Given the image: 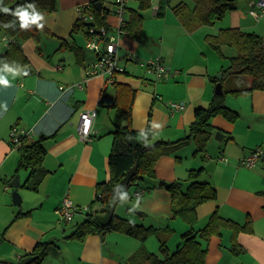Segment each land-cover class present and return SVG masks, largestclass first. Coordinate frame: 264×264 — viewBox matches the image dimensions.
<instances>
[{
	"label": "crops",
	"instance_id": "1",
	"mask_svg": "<svg viewBox=\"0 0 264 264\" xmlns=\"http://www.w3.org/2000/svg\"><path fill=\"white\" fill-rule=\"evenodd\" d=\"M257 1L248 0L241 7L235 3L236 8L228 11L229 27L259 34L264 46V15L254 18L249 13L250 5ZM62 3L59 2L53 15L40 16L49 34L42 33L40 41H23L28 65L14 70L0 66V245L4 247L0 258H9L12 261L7 262L17 264L38 242L46 241L56 245L51 247L43 264H131V257L140 248L145 247L150 252L147 240L140 241L117 231L92 234L82 240L67 238L76 225L86 220L89 209L84 208L96 200L98 183L111 178L109 155L115 127L110 108L104 110L100 100L104 89L110 99L115 92L106 87V76L89 77L96 57L85 50L86 31L83 37L78 33L80 28L73 31L79 6L75 9L74 3ZM246 6L244 10L242 7ZM109 10L106 22L116 29L118 19L114 11ZM132 10L129 8L127 21L131 19ZM200 27L204 26L187 31L177 19L170 30L165 28L160 46L155 49L154 42L145 45L148 51L141 49V38L127 34L119 38L121 54L133 52L140 60H148L156 58L149 56L154 48L159 52L157 56L171 68L173 74L169 80L157 81L128 61L126 73L120 74L116 81L128 83L137 90L132 127L139 137L150 122L151 142L176 143L157 163L156 184L140 198L126 197L110 203L108 212L135 224L160 229L159 234L165 236L167 245L175 239L173 244L178 247L191 226L173 212L171 193L164 185L187 180L190 170L203 168L200 180L216 188L217 199L197 208L194 228L205 227L215 211L224 219L241 225L251 219L254 228L251 234L237 235L230 228H222L205 244L207 264H264V153L252 168L240 164L257 148L264 152V90L241 95L248 100L247 105H235V100L225 99L239 118L231 123L221 115L216 116L212 121L215 131L208 143L209 154L207 152L204 158L195 154L196 142L187 138L189 127L195 121V110L210 105L217 84L211 79H217L215 74L219 72L223 78V71L229 66L224 69L220 61L224 53L219 54L207 40L208 35L219 32L198 36ZM3 37H0V57L9 44ZM249 81L247 77L228 76L223 89L226 82L228 88H232ZM77 84H83V89ZM169 102H184L186 108L172 114ZM86 110L97 112L93 124L95 137L91 142H83L79 135L80 114ZM13 126L31 131L32 137L40 139L47 151L43 165L48 173L37 191L24 187L29 172L19 168L20 153L9 136ZM218 130L226 134L223 142L214 138ZM212 155L218 160H212ZM226 155L228 161H224ZM15 176L20 182L18 192L22 203L19 205L14 204L9 186ZM160 182L165 184L160 185ZM66 197L77 208L71 221L76 220V223L69 232L59 225L61 216L57 213ZM101 208L99 204L93 206L95 210ZM17 213L29 214L13 221ZM154 235L159 241L158 233Z\"/></svg>",
	"mask_w": 264,
	"mask_h": 264
},
{
	"label": "trees",
	"instance_id": "2",
	"mask_svg": "<svg viewBox=\"0 0 264 264\" xmlns=\"http://www.w3.org/2000/svg\"><path fill=\"white\" fill-rule=\"evenodd\" d=\"M160 1L158 16L164 15L166 5H169V0ZM139 3L141 9L151 6V0H139ZM195 3L194 9L188 8L184 3H179L172 8L182 25L189 30H194L201 25H213L216 20L223 18L226 12L236 8L234 0H195ZM56 8L57 0H3L0 3V35L10 39L6 52L0 57L2 68L14 70L28 65L22 43L29 39L40 41L41 33L49 34L41 22L40 16L46 12H54ZM25 11L30 17L37 16V22L26 23L23 21L19 13ZM132 11L131 19L127 21L124 29L127 35L140 39L143 33L144 17L136 10ZM101 13H104V17L101 16ZM101 13L97 12V23L108 26L106 17L110 10L106 9ZM82 26L83 24L77 21L73 31ZM207 40L210 46L221 55L223 47L236 49V55L228 58L230 64L223 71L222 83L228 76L247 77L250 78V81L247 82L248 84L224 88V94L215 95L208 107H199L195 110V121L189 127L187 138L195 140L197 145L195 154H199L203 158L215 131L212 123L213 118L221 115L230 122H235L239 118L238 112L227 106L226 95L230 93L234 96H241L255 90H264V46L263 39L259 34L229 27L220 29L216 35H208ZM211 80L213 83H218L216 78ZM111 85L115 92L114 97L111 98L113 102L105 103V99L108 97L107 89L103 90L100 100L101 104L116 111V119L113 122L115 128L112 131L113 145L109 155L111 178L98 183L96 200L88 207L86 220L76 225V229L67 238L82 240L92 234L117 231L140 241H146L151 235L158 233L160 253H152L142 247L131 257V264H207L205 244L213 235L219 234L222 228H230L236 235L241 232L253 233L251 219L241 225L224 219L218 211L211 215L205 227L198 230L194 228L198 216L197 208L206 202L217 199L216 188L210 182L200 180L203 168L190 170L187 180H177L164 185L171 193L173 212L191 226V229L183 235V242L174 251H170L165 236L159 234L160 229L135 224L115 214L110 215L107 206L112 202L126 198L132 188H134L133 191L138 188L147 190L156 184L157 163L161 157L168 154L171 145L176 143L164 140L151 142L153 133L150 122L142 137H139L132 127L137 90L128 83L116 81ZM109 86L107 82L106 87ZM130 137L137 138L139 143L130 145L128 143ZM13 146L20 153L19 168L29 172L24 187L31 191H37L48 173L43 165L47 151L42 141L25 136L21 138V143L18 146L14 144ZM134 166H136V173L131 179L128 190H121L119 188L120 181ZM262 195L264 196V193ZM95 204L101 205L102 208L93 209ZM28 214L17 213L13 221ZM55 245L53 242H38L33 251L25 253L23 257L35 256L31 264H43L51 247ZM0 264L14 263L0 261Z\"/></svg>",
	"mask_w": 264,
	"mask_h": 264
},
{
	"label": "built area",
	"instance_id": "3",
	"mask_svg": "<svg viewBox=\"0 0 264 264\" xmlns=\"http://www.w3.org/2000/svg\"><path fill=\"white\" fill-rule=\"evenodd\" d=\"M95 3V0H92ZM102 10L97 11L94 3L90 2L87 5L79 6L77 8L78 22L86 26L87 43L86 49L91 51L96 60L89 70V77L92 76H106L107 82L109 84L115 83L117 77L120 74L126 73L125 63L131 61L142 68L147 75L154 76L157 81H167L172 76L173 72L171 68L167 66L162 57L152 58L148 60H140L133 52H128L126 54L120 53L119 38L122 35L127 34L125 32V27L127 25L126 15L129 11V1L130 0H114V14L118 19V28L113 29L110 25H101L97 22V12H104L106 7L102 0ZM139 1V0H137ZM151 3L152 0H151ZM249 13L254 18H259L264 15V0H258L250 5ZM104 17V13H101ZM3 40L10 42V39L3 37ZM77 87L83 89V84H77ZM61 89H65V86H61ZM169 111L174 114L176 112L182 111L186 108L184 102H169ZM97 117L96 110H86L80 114V125H79V135L83 142H91L95 133L93 131V124ZM33 133L31 131L19 128L18 126H13L9 132L11 142L16 146L21 143V138L28 136L32 137ZM263 149L257 148L248 157L241 161V165L244 167L252 168L260 160L263 155ZM223 160L224 157H221ZM145 193L143 188H138L133 192L128 193L127 197L140 198ZM84 209H88L85 207ZM77 208L74 203L66 197L62 205L57 209V213L66 222H71Z\"/></svg>",
	"mask_w": 264,
	"mask_h": 264
},
{
	"label": "rangeland",
	"instance_id": "4",
	"mask_svg": "<svg viewBox=\"0 0 264 264\" xmlns=\"http://www.w3.org/2000/svg\"><path fill=\"white\" fill-rule=\"evenodd\" d=\"M2 1L3 0H0V3ZM60 1L61 2L63 1V3L66 2L68 5H71L72 3H74L75 4V9H76L78 6H83V5L89 4L92 0H79V3L78 4H76L77 0H57V6L59 5V2ZM102 1L104 3V7L111 9V11H114V6H113L114 0H102ZM234 1H235V3L239 7L240 5H242L243 3L247 2L248 0H234ZM152 2L153 3H151V6L148 7V8H146V9H141L140 8V3L137 0H130L129 3H128L129 8H131L133 10H136L137 12L141 13L143 15V17H144L143 33H142V37H141V41H140V43L142 44L140 46L141 49H146L145 45L146 44L147 45L148 44L151 45V43H153V42L156 43V45H157L155 47V49L158 46H160L162 39L165 38L164 35H163V33L165 31V28L167 27L170 30V28H172V25L173 24H176V22H177V19L178 18L176 17V15L174 14L173 9H172L174 6H176L179 3L186 4L188 6V8H190V9H194L195 6H196L195 0H169V5H166L164 15L157 16L154 13L159 10V7L161 5V1L160 0H152ZM242 8L244 10H247V6L246 7H242ZM46 13L49 14L48 16L53 15V12H46ZM166 23H170V24H166ZM177 26H179V25H177ZM201 26H204V27H200L201 29L198 30V36H204L207 33H218L219 32V29L221 27H229L230 26V12L229 13L226 12L225 15L223 16V18L216 20L215 24H213V25H201ZM185 29L187 31H189V29H187L186 27H185ZM178 30H179V27H178ZM84 31H86V26L83 25L80 28V30L78 31V33H80L81 36L83 37L84 36ZM42 35L43 34L41 33V36ZM0 37H1V35H0ZM186 44H188V43H186ZM84 47H85V50H86V52H87L88 55H90L91 57L94 56V54L91 51H89L88 49H86V44H85ZM152 49L154 50V52L152 53V55H149V56L151 58L152 57H155V56H156V58L159 57V56H157V55H159V52L156 53L155 52V49L154 48H152ZM222 50H223V53H224L225 56H224V58H221L222 60H220V61L223 62L222 63V66L225 69L229 65V59H228V57L232 56L233 55L232 53H236V51H235L234 48H231V47H224ZM215 56H218V55L215 53ZM142 72L144 73L143 69H142ZM220 74H221V72L216 73L215 74V77H218ZM109 85H110L109 86V89H112L113 88L112 85L111 84H109ZM225 87H226V89H228V82L225 83ZM109 92H110V94L112 93V91H109ZM225 99L226 100H235V105H240V104L247 105V103H248V100L246 99V97L234 96V95H232L230 93H228L226 95V98ZM232 105H234V104H232ZM101 106H102V108H104V110H107L106 109L107 107L104 104H101ZM240 112L242 113V111H240ZM110 113L113 116V121H115V119H116V111L114 109H110ZM231 123H234V122H231ZM209 151H210V145L208 144V147H207L208 154H209ZM191 153L192 152H190V154L188 155V157H190ZM218 153H219V151H217V154ZM176 155H179V154L176 153ZM212 156H213L212 157V160H216L217 159L216 156H214V155H212ZM227 156L228 155H226L225 160L223 159L224 161H228ZM10 192L11 193L13 192V188H10ZM126 201H128V200H126ZM22 206H23V204H22ZM59 218H60V216H59ZM61 221H63V222H61ZM61 221L59 222V225H61L63 228H65V230L68 231V232L71 231L72 226L76 223V220H74L73 222H70L71 225H68L67 222L64 221L62 218H61ZM153 235H151L147 239L146 244L148 245V249L150 250V252L159 254L160 253L159 252V241H158L157 236L156 235L153 236ZM174 240L175 239L171 240L169 242V244H168L169 245V249H171L172 251H174L177 248V244H173L174 243ZM2 246L3 245H0V251L2 250V248H4ZM0 261H12V260L9 259V258H0Z\"/></svg>",
	"mask_w": 264,
	"mask_h": 264
},
{
	"label": "water",
	"instance_id": "5",
	"mask_svg": "<svg viewBox=\"0 0 264 264\" xmlns=\"http://www.w3.org/2000/svg\"><path fill=\"white\" fill-rule=\"evenodd\" d=\"M95 8L98 11L102 10V2L99 0H95L94 3ZM217 79L219 80L218 83L215 86V94L216 95H223L224 94V89H223V83L221 82L222 79V74H220ZM113 100L111 99H106L105 103L106 104H110L112 103ZM226 134L224 132H222L221 130H218L215 132L214 134V138L219 141V142H223L224 138H225ZM41 139H46L45 136H41ZM128 143L130 145H137L139 143V140L135 137H130L128 139ZM136 173V166L132 167L130 170H128L126 176L120 181L119 183V188L121 190H128L131 179L133 178V176ZM165 184V182H160V185ZM9 186L11 188H13V201L15 205H19L22 203V197L20 195V193L18 192V188L20 186V182H19V177L15 176L11 182L9 183ZM35 259V256L29 255V256H25L23 257L17 264H31L33 262V260Z\"/></svg>",
	"mask_w": 264,
	"mask_h": 264
},
{
	"label": "clouds",
	"instance_id": "6",
	"mask_svg": "<svg viewBox=\"0 0 264 264\" xmlns=\"http://www.w3.org/2000/svg\"><path fill=\"white\" fill-rule=\"evenodd\" d=\"M4 10L7 11L8 9H4ZM19 15L21 16L22 20L25 21L26 23L27 22L36 23L38 20L37 16H31L30 17L26 11L19 13Z\"/></svg>",
	"mask_w": 264,
	"mask_h": 264
}]
</instances>
